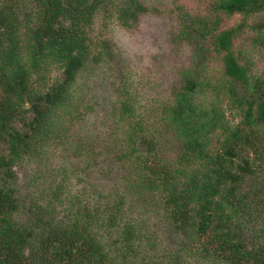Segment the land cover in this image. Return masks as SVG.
I'll return each mask as SVG.
<instances>
[{
	"label": "trees",
	"instance_id": "1",
	"mask_svg": "<svg viewBox=\"0 0 264 264\" xmlns=\"http://www.w3.org/2000/svg\"><path fill=\"white\" fill-rule=\"evenodd\" d=\"M148 10L0 0V264H264V0L173 4L193 61L151 104L110 35Z\"/></svg>",
	"mask_w": 264,
	"mask_h": 264
},
{
	"label": "rangeland",
	"instance_id": "2",
	"mask_svg": "<svg viewBox=\"0 0 264 264\" xmlns=\"http://www.w3.org/2000/svg\"><path fill=\"white\" fill-rule=\"evenodd\" d=\"M205 0H142L148 11L129 29L112 27L110 35L130 70L139 99L145 104L163 98L178 80L180 71L192 64V45L179 33L176 16L171 11L178 4L190 11L203 8ZM259 65V63H256ZM105 67L96 69L92 82L93 111L89 127L106 125L104 111L111 94L107 89ZM22 172L17 173V182Z\"/></svg>",
	"mask_w": 264,
	"mask_h": 264
}]
</instances>
